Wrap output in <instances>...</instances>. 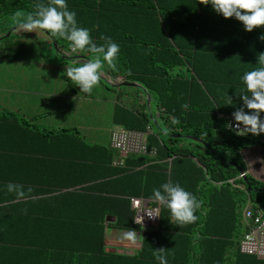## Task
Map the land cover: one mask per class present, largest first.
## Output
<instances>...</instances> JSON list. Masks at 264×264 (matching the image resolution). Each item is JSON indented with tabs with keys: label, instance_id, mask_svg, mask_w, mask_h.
I'll use <instances>...</instances> for the list:
<instances>
[{
	"label": "trees",
	"instance_id": "trees-1",
	"mask_svg": "<svg viewBox=\"0 0 264 264\" xmlns=\"http://www.w3.org/2000/svg\"><path fill=\"white\" fill-rule=\"evenodd\" d=\"M38 3L49 0H0V17L29 16ZM66 3L96 43L110 36L119 44L105 73L136 81L151 95L148 104L144 90L133 86L142 102L118 103L114 122L140 131L150 126L148 144L157 153L126 155L117 166L111 141L92 143L78 128L41 127L37 119L0 107V264H264L239 247L244 208L264 210V183L246 172L242 154L264 145V133L237 135L221 118L243 106L241 76L259 66L264 28L246 31L200 0ZM40 31L72 51L70 41ZM164 182H178L196 196L194 221L177 225L150 199ZM131 196L160 204L156 226L134 223ZM109 225L141 231L139 252L107 251Z\"/></svg>",
	"mask_w": 264,
	"mask_h": 264
},
{
	"label": "clouds",
	"instance_id": "clouds-1",
	"mask_svg": "<svg viewBox=\"0 0 264 264\" xmlns=\"http://www.w3.org/2000/svg\"><path fill=\"white\" fill-rule=\"evenodd\" d=\"M210 6L217 14L224 18H235L240 21L246 31L254 28H264V0H200ZM76 12L70 10L66 0H49V3H38L27 21L20 27L23 30H47L52 37L65 38L70 41L73 51L81 50L92 53L90 58L78 63L74 67H66V75L80 91L91 93L93 87L100 80L105 64H113L118 57L120 46L110 36L104 37V43H96L89 33V29L79 26ZM264 40V32L260 36ZM258 67L245 71L241 80L243 88L237 92L243 106L232 112L235 123L226 127L235 130L237 135L264 133V52L257 59ZM229 100L232 98L229 96ZM231 104V103H230ZM173 120L172 123H178ZM241 125L243 127H241ZM166 132L167 129H161ZM8 190L15 187L9 184ZM164 205L170 212L171 221L177 225L186 224L196 219L195 209L199 207L196 196L185 189L181 184L164 182L152 189L151 197ZM163 261V256L157 257Z\"/></svg>",
	"mask_w": 264,
	"mask_h": 264
},
{
	"label": "rangeland",
	"instance_id": "rangeland-1",
	"mask_svg": "<svg viewBox=\"0 0 264 264\" xmlns=\"http://www.w3.org/2000/svg\"><path fill=\"white\" fill-rule=\"evenodd\" d=\"M28 17L25 11H20L14 16L3 15L0 17V34L7 36L8 33L12 32L9 36L0 39V87L15 84L16 74L14 72L10 73L6 69L11 71L12 67L26 66L27 64L44 65L53 63L61 65L60 70L54 68L55 77H52V82L55 88H53V91L56 92L57 90V92L78 96L73 101L68 98L61 100L64 102L65 110L72 117V124L80 129L89 142L108 144L112 130L116 126L114 122L115 106L118 103L131 104L132 99H134L133 92L136 89L133 86L112 84L103 70L100 80L93 87L91 93L80 91L79 86H76L66 75L65 68L67 65H69L68 67H73V65L67 64L69 60L57 51L56 46L50 39L40 34L31 37L32 32L29 31L17 32L18 26L25 23ZM31 43L33 44L31 45ZM91 56L92 54L89 55V57ZM54 81H57V83H54ZM63 84L64 89L62 88ZM69 84L73 89H69ZM11 97H16V93L0 91V103ZM57 100H54V102L59 106Z\"/></svg>",
	"mask_w": 264,
	"mask_h": 264
},
{
	"label": "crops",
	"instance_id": "crops-1",
	"mask_svg": "<svg viewBox=\"0 0 264 264\" xmlns=\"http://www.w3.org/2000/svg\"><path fill=\"white\" fill-rule=\"evenodd\" d=\"M20 26L21 25L18 26L17 32L21 33L27 31L21 29ZM29 32H32L31 37L40 34L41 36H46L52 41L51 37H49L44 32L40 31L39 29H37L36 32ZM2 35L3 34H0V37ZM32 44L33 43H31V45ZM72 51L65 49V55L63 54L65 59L69 60V63L67 64H72L74 67L75 63H80L87 59L85 57H81L77 60L68 59L67 57L69 55H72ZM68 66L69 65H67V67ZM54 68H56L55 70H60L61 65H56L53 63L44 65L27 64L26 66L20 65L12 67L11 71L10 69H6L8 72H14V74H16L15 84L12 86L0 87V91H6L9 93L15 92L16 97L4 99L3 103H0V105H2L1 108L16 111L17 113L23 115L28 119H37L36 123L41 127L77 128L75 125L72 124V117L65 110L64 102L61 100H64V98H68L71 99L70 101H73V99H77L78 96H74L72 94H65L64 92H57V90L56 92L53 91V88H55V85H53L52 82V77H55ZM13 69L14 71H12ZM54 83H57V81H54ZM68 86L69 89H73L70 84ZM62 88H65L64 84ZM133 96L134 99H132L131 104L137 105L138 103L142 102L141 95L139 96L135 91L133 92ZM145 97L147 99L146 94ZM54 100L59 101V106L55 104ZM154 113H157L156 115H158L157 110H154ZM227 117L228 116L226 115L221 116V118L224 120H227ZM110 141L108 144H98L108 146L110 145ZM242 155L246 164V172L255 177L257 180L264 183V145L260 143L254 144L253 146L245 149ZM141 246V231L134 229L118 228L112 225L107 226L105 233V249L107 251L115 253L135 254L139 252ZM227 264H235V260L231 259Z\"/></svg>",
	"mask_w": 264,
	"mask_h": 264
},
{
	"label": "built area",
	"instance_id": "built-area-1",
	"mask_svg": "<svg viewBox=\"0 0 264 264\" xmlns=\"http://www.w3.org/2000/svg\"><path fill=\"white\" fill-rule=\"evenodd\" d=\"M227 120L228 124L235 123L232 116H228ZM150 131V126L147 127V131H140L116 125L111 133V147L118 153V156L113 159V164L123 166L122 157L130 154L155 156L157 148L148 144L147 136ZM243 175L245 172L241 173V176ZM130 203L136 225L142 229H148L158 224L159 203H152L148 198L137 196H131ZM243 227L244 234L239 244L240 251L264 259V212L255 210L247 204L243 210Z\"/></svg>",
	"mask_w": 264,
	"mask_h": 264
},
{
	"label": "water",
	"instance_id": "water-1",
	"mask_svg": "<svg viewBox=\"0 0 264 264\" xmlns=\"http://www.w3.org/2000/svg\"><path fill=\"white\" fill-rule=\"evenodd\" d=\"M11 33H8L7 36H9ZM1 38V37H0ZM53 44L56 46V49L57 51H59L60 54H64L65 53V49L62 47V46H57L56 42L54 41ZM65 55V54H64ZM70 56V55H69ZM68 56V57H69ZM67 57V56H66ZM70 57H72L73 59H79L81 57H84V56H81V55H71ZM107 78L110 79L111 83L114 84V85H117V86H136V87H140L144 90V92L146 93L147 95V101H148V104H151V101H152V97L151 95L148 93V91L141 85L139 84L138 82L136 81H121L117 78H114L112 77L111 75L107 74ZM177 136H185L186 138L188 139H196L195 136H192V135H177ZM107 220L108 221H112L114 222L116 220V217H113V218H109L107 217Z\"/></svg>",
	"mask_w": 264,
	"mask_h": 264
}]
</instances>
